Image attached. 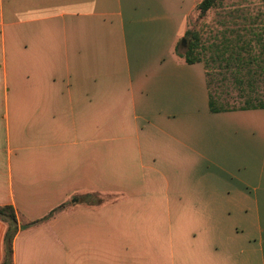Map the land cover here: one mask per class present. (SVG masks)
I'll return each mask as SVG.
<instances>
[{
  "label": "crops",
  "instance_id": "obj_1",
  "mask_svg": "<svg viewBox=\"0 0 264 264\" xmlns=\"http://www.w3.org/2000/svg\"><path fill=\"white\" fill-rule=\"evenodd\" d=\"M200 1L0 0L13 264H264V109L209 110Z\"/></svg>",
  "mask_w": 264,
  "mask_h": 264
},
{
  "label": "trees",
  "instance_id": "obj_2",
  "mask_svg": "<svg viewBox=\"0 0 264 264\" xmlns=\"http://www.w3.org/2000/svg\"><path fill=\"white\" fill-rule=\"evenodd\" d=\"M222 0H201L197 5L199 17H204L210 10L220 6ZM262 19L251 17L241 31L243 34L236 35L233 40L222 35L220 42L212 43V51L209 54L211 61H216V72L210 67L211 61L206 53L201 56L198 51L200 40L196 32L188 30L186 38L191 42L183 53L179 52L178 46L175 51L188 64L203 63L205 67V80L208 91L209 110L217 112L233 111L239 109H264V15ZM245 25V23L243 24ZM231 51V52H229ZM219 63H223L220 67ZM228 74L232 77V85L239 91V100L243 103L240 107L228 105L226 99H230L228 89H223L227 83ZM82 201L91 205H101L108 198L93 194L86 195ZM63 206L52 211L46 218L55 212L62 210ZM0 222L6 229L3 236V256L0 264H13L12 243L21 230L36 226L42 220L36 222H23L19 224L16 212L12 206H0Z\"/></svg>",
  "mask_w": 264,
  "mask_h": 264
},
{
  "label": "rangeland",
  "instance_id": "obj_3",
  "mask_svg": "<svg viewBox=\"0 0 264 264\" xmlns=\"http://www.w3.org/2000/svg\"><path fill=\"white\" fill-rule=\"evenodd\" d=\"M262 15H264V0H222L220 6L210 10L204 17H199L198 10L195 8L188 18V30L198 34L200 40L198 51L201 56L206 53L205 57H208L212 51L210 45L214 42H220L222 35L233 40L239 33H244L241 30L244 26H247L246 21L248 19L253 17L260 20L263 17ZM244 23L245 25H243ZM184 39L187 40V43L182 44L181 40L178 44V50L181 53L191 42L190 38L185 37ZM210 63V67L219 72L216 69L217 62L211 61ZM219 65L221 67L223 63H219ZM225 87L230 92V99H226L228 105L236 108L242 106L243 103L239 100V91L232 85V77L229 74L223 89Z\"/></svg>",
  "mask_w": 264,
  "mask_h": 264
},
{
  "label": "water",
  "instance_id": "obj_4",
  "mask_svg": "<svg viewBox=\"0 0 264 264\" xmlns=\"http://www.w3.org/2000/svg\"><path fill=\"white\" fill-rule=\"evenodd\" d=\"M182 44H184V43H187V40L186 39H184V40H182V42H181Z\"/></svg>",
  "mask_w": 264,
  "mask_h": 264
}]
</instances>
